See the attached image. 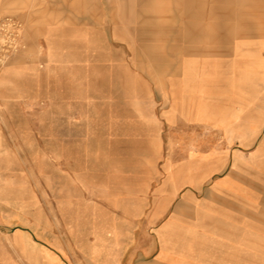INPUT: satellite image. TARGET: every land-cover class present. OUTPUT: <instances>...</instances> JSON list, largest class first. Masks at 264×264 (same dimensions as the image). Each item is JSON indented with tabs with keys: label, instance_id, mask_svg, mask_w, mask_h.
I'll return each instance as SVG.
<instances>
[{
	"label": "rangeland",
	"instance_id": "obj_1",
	"mask_svg": "<svg viewBox=\"0 0 264 264\" xmlns=\"http://www.w3.org/2000/svg\"><path fill=\"white\" fill-rule=\"evenodd\" d=\"M103 1L0 0V240L26 226L42 264H119L156 202L226 189L229 167L260 184L255 72L146 77L164 73Z\"/></svg>",
	"mask_w": 264,
	"mask_h": 264
},
{
	"label": "crops",
	"instance_id": "obj_2",
	"mask_svg": "<svg viewBox=\"0 0 264 264\" xmlns=\"http://www.w3.org/2000/svg\"><path fill=\"white\" fill-rule=\"evenodd\" d=\"M103 5L104 14L139 17L131 30L149 32L139 45L153 50L154 72L164 74L146 77H176L170 73L177 67L170 64H181L183 79L226 78L231 70L250 69L264 84V0H105ZM257 104L260 113L254 120L245 116L244 125L261 123L253 141L260 184L245 177L237 191L233 166L226 189L218 182L216 189L183 190L174 200L156 202L158 209L144 214L123 244L119 264H264L262 86ZM10 240L12 248L0 240V264H13V251L43 263V244L26 226L15 229Z\"/></svg>",
	"mask_w": 264,
	"mask_h": 264
},
{
	"label": "bare ground",
	"instance_id": "obj_3",
	"mask_svg": "<svg viewBox=\"0 0 264 264\" xmlns=\"http://www.w3.org/2000/svg\"><path fill=\"white\" fill-rule=\"evenodd\" d=\"M111 20H112V22H114V23H116V22H118V23H120V22H122L123 24L124 23H127V24H132V23H136L137 24V22H138V20H139V17H136V18H134V16L133 15H129V14H124L123 12H121V14H119V16H114V15H112L111 16ZM117 32L118 31H115V33L117 34ZM132 32L134 33L133 35H134V37L136 38V40H138V41H146V40H148V38H149V32H147V31H142V30H140V29H138V28H134L133 30H132ZM126 40V42H127V38L125 37V36H121L120 35V37L118 38V41H121V42H123V38ZM128 43V42H127ZM38 47L39 48H41V44H39L38 45ZM145 50V52H146V54H148L149 56H152V51L153 50H149V49H147V47L144 49ZM224 122H222L221 124H223ZM45 257H47V258H49V256H45ZM28 260H30V261H34V260H31V259H28ZM53 261V260H52ZM52 261H50V262H52ZM35 262V261H34Z\"/></svg>",
	"mask_w": 264,
	"mask_h": 264
}]
</instances>
